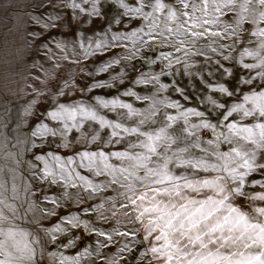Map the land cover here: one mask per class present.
Masks as SVG:
<instances>
[{"label":"snow or ice","instance_id":"snow-or-ice-1","mask_svg":"<svg viewBox=\"0 0 264 264\" xmlns=\"http://www.w3.org/2000/svg\"><path fill=\"white\" fill-rule=\"evenodd\" d=\"M81 2L86 3L87 0H81ZM133 4H137V0H128V2L116 0V6L123 10L117 11V15L129 18L134 15L143 17V20L148 21L149 24L147 35L153 40L159 36L162 37L161 43H163L171 38L175 51L182 52L183 57L170 58V54L162 53L157 59L167 60L169 68L173 63L182 64L184 72L181 75H191L189 72L191 65L186 58H190L191 55H203L199 49L195 53L192 51L196 48L198 41L221 35L220 32L210 31L209 28L219 23L220 17L216 14H223L227 9L236 15V27L226 25V34L234 35L240 25L247 21L251 22L249 27L251 24H264V0H168L167 3L164 0H138L137 6ZM71 7L74 10L85 11V8H82L81 4L76 3L75 0H72ZM146 7H151L152 11H145ZM108 8L115 10V7L110 4ZM156 13H162L163 20ZM91 15L106 16L105 4L99 3V0H91L89 16ZM93 24L95 26V22ZM44 27L55 28L57 25L46 21ZM229 28H232L231 33H228ZM252 35L264 38V27H258ZM119 39H121L119 36L112 37L113 41ZM143 42L141 40V43ZM212 42L214 41L210 39V43ZM108 46L110 45L103 42L97 43L91 52L86 49L84 55L94 54L95 51ZM57 47L62 45L58 43ZM260 47L264 49V39ZM216 51V48H212V52ZM221 55L224 60L232 59L229 55L223 53ZM241 55H253V53L245 50ZM64 59H68V56L65 55ZM152 63H155V60ZM240 63L244 69L249 70V73L256 70V75H249L247 79H242L233 72L232 68L219 65L223 68L222 75L233 77L236 83L224 81L213 85L209 82L207 88L211 89V94L202 99L208 107L202 111L185 107L179 99L172 100L165 107L177 109L178 115L166 113L165 119L169 123L159 128L155 134L141 132L139 127H125L123 123L114 122L99 115V108L110 111L117 108L127 109L128 112L122 115H139L131 104L122 103L118 99L104 100L97 97L95 105L77 103L71 106L62 102L52 104L51 101L48 106H45L35 100L30 101L26 109L28 115H35L30 109L43 108L48 120V123H44V117H36L40 122L31 131L33 137L58 136L57 143L61 147L70 148L73 147L74 142H77L76 133L81 129L83 132L79 142L85 145L97 140L102 143L119 142V139L112 141L111 138H120L123 132L146 137L139 146L147 149L149 153L133 156L126 151L111 152V156L117 159L132 162L128 167L117 170L107 163H104L103 167L96 164L97 159L107 160L103 151H80L79 148H75L74 151L80 156L81 167H88L95 176L105 175V170L111 174L112 178L108 180V183L100 185L94 184L87 176L81 175L70 167L75 162L72 156L62 160L60 156L49 152L48 158L43 155L35 156L36 160L43 163V178L45 180L51 178L50 182L53 184L62 183L65 189L69 187L76 189L75 199L78 202L85 200L82 195L84 192H87L88 198H91L109 185L120 184L121 187L126 188L123 195L128 200V204L121 201L120 206L126 210L131 206V210L125 211L124 215L131 223H138L139 227L131 232L116 231L115 235L121 238L129 235L139 236L141 246H145L144 242H147V250L139 257L142 264H264V206H262L264 205V55L258 57L257 63H243L242 60ZM103 70L106 68L101 69ZM136 82L159 84V77L152 76L151 80L142 79ZM241 84L244 87L239 88L241 95L237 96V89ZM105 86L107 85L99 83L91 85V87ZM89 87L90 85L86 84L82 90ZM168 88V84H159L158 90ZM172 91L179 93L185 100L188 99L182 86H173ZM124 94L134 95L131 90ZM59 95L64 93L61 92ZM49 107L51 110H48ZM181 109L183 110L180 111ZM154 115L155 112L150 114V116ZM150 116L141 119L139 124L143 125ZM237 116L239 121H245V123L237 121ZM190 117L198 118V122L193 123ZM179 119L183 120L179 131L186 134L183 138L186 141L191 138V146L200 149L203 153L195 159H185L184 153L191 155L187 147L179 150L180 155L173 153L176 166L190 171V175L176 174L169 167L173 163V158L167 153L179 137L168 135L167 129ZM52 121L58 123L50 126ZM91 122H95L100 129H111L110 140L105 141L95 128L89 132V127H92ZM200 130H204L203 134L208 137L203 141L205 147L201 146V136L198 134ZM69 133H72L71 138ZM161 140L165 143L162 151L158 152V142ZM223 145H228L227 150H221ZM130 147L135 148L136 145H130ZM153 156L159 157L162 162H154ZM85 161L87 163H84ZM93 164H96L95 168L92 167ZM150 164L154 166H149ZM138 169L143 170V175L137 174ZM117 171L119 176L115 174ZM201 172L208 173V176L200 175ZM130 178L132 183H128ZM137 183L141 185L143 191L136 187ZM2 189L3 185L0 184V190ZM2 197L3 191H0V235L6 238L0 241V255L4 257L0 259V264H25V262L31 264L34 249L28 244L21 247L20 241L16 239L17 235L27 234L18 233L12 227H8L6 232L4 230L9 220L5 209L11 213L12 219L17 218L19 209L7 204ZM62 197L65 200L72 199V194L66 190ZM44 199L53 207L40 209L42 218L47 219L51 216L58 221L45 230L50 242H55L58 234L72 232L74 229L81 233L86 231L96 237H103V240L97 241L102 247L115 242L113 234L95 227V221L91 216L82 218L71 212L58 214L57 209L63 207L60 201L48 196ZM109 208L115 216L114 204L109 205ZM21 209L27 214L33 211L34 205L28 204L27 208L21 205ZM90 210L97 213V219L105 221L110 219L105 215L103 206L92 209V205H88L82 209L84 213ZM36 243L40 241L37 240ZM72 244L74 239H68L65 247ZM126 250L131 251L128 244L119 248L121 254ZM50 255L53 264H80L81 258L90 253L85 248L75 256H64L62 253L54 252ZM92 264L95 262L93 261ZM107 264H121V261L109 258Z\"/></svg>","mask_w":264,"mask_h":264},{"label":"rangeland","instance_id":"rangeland-1","mask_svg":"<svg viewBox=\"0 0 264 264\" xmlns=\"http://www.w3.org/2000/svg\"><path fill=\"white\" fill-rule=\"evenodd\" d=\"M75 2L81 4L85 11L74 10L71 7L72 0H0V169H2L0 171V184L3 185V189L0 191H3L2 198L7 204L19 209L16 219H12L11 213L5 209L9 215V220L4 230L6 232L8 227H12L18 233L27 234L17 235L16 239L20 241L21 247L28 244L34 249L31 264H53L50 253L75 256L85 248L88 249L90 255L81 258L80 264H92L93 261L95 264H107L109 258H116L121 261V264H142L139 257L141 253L147 250V242H144L145 246H141L139 236L129 235L121 238L115 235L116 231L131 232L139 227L138 223H131L124 215L125 211L131 210V206L127 210L120 206L121 201L128 204V200L123 195L126 188L121 187L120 184L109 185L91 198H88V193L84 192L82 195L85 200L78 202L75 199L76 189L70 187L65 189L62 183L53 184L50 182L51 178L47 180L43 178V163L36 160L35 156L43 155L48 158L49 152L60 156L62 160H67L69 156H72L75 162L70 167L81 175L87 176L94 184L105 185L112 178L111 174L105 170V175L95 176L88 167H81L80 156L76 154L74 149L103 151L107 160L97 159L96 164L103 167V164L107 163L119 170L128 167L132 162L126 159H117L111 156V152L126 151L133 156L137 154L148 155L147 149L139 146L146 137L122 132L120 138H111L112 141L119 139V142L102 143L97 140L85 145L79 142L83 132L81 129L80 132L76 133L77 142H74L73 147L64 148L57 143L58 136L33 137L31 135V131L40 122L36 119L37 116L44 117V123H48V120L44 115L43 108L30 109L35 115L29 116L26 112L29 102L35 100L45 106H48L50 101L52 104L62 102L71 106L77 103L95 105L97 97L104 100L118 99L122 103L131 104L139 115H122L126 114L128 110L120 108L114 111L99 108V115L104 116L105 119L123 123L125 127H139L141 132L155 134L159 128L165 127L169 123L165 119L166 113L173 116L178 115L177 109L165 107L172 100L179 99L185 107H193L202 111L208 107L205 102H202V99L211 94V89L207 88L209 82L213 85L224 81L236 83L233 77L222 75L223 68L219 65L232 68L233 72L241 76L242 79H247L249 75H256V70L249 73V70L242 67L240 61L257 63L258 57L264 55V49L260 47L264 38L252 35V32L257 31L258 27H264V24H251L249 27L251 22L247 21L240 25L234 35L226 34L225 26L231 25L232 28H235L237 17L227 9L224 10L223 14H216L220 17L219 23L211 25L209 28L210 31H218L221 35L214 38L206 37L198 41L196 48H193L192 51L195 53L199 49L203 55H191L190 58H186L188 64L191 65L189 69L191 75H181L184 72L182 64L173 63L172 67L169 68L167 60L157 58L162 53L170 54V58L183 57V53L175 51L171 38L161 43L162 37L156 36L153 40L151 36L147 35L149 24L148 21L143 20V17L135 15L131 18L118 16L117 11L122 12L123 10L116 6V0H99V3L105 4L106 16H89L91 0H87L86 3H82L81 0H75ZM164 2L167 3L168 0H164ZM109 4L113 5L115 10L108 8ZM137 4H133V6H137ZM144 10L152 11L151 7H146ZM156 15L163 20L162 13H156ZM49 16L59 17V19H54L56 25L67 22L71 34L78 41L80 50L78 70L73 77L64 83L46 90L30 91L26 80L29 73L37 68V54L43 50V45H40L41 43L37 38L45 33L47 36L48 28H45L44 24L48 21ZM109 21L111 22L109 23ZM93 22H95V26ZM160 28H163L162 23ZM232 28L228 29V33L232 32ZM113 36H119L121 39L113 41ZM210 39L214 42L210 43ZM141 40L144 42L141 43ZM101 42L110 46L95 51L94 54L84 55L86 49L91 52L95 45ZM212 48H216L217 51L212 52ZM245 50L252 52L253 55L242 56L241 54ZM221 53L229 55L232 59L224 60ZM153 60L155 63H152ZM102 68H106V70L101 71ZM152 76H158L159 84H168L169 88L158 90V83L136 82L142 79L151 80ZM97 83L107 86L91 87ZM86 84L90 87L82 90ZM173 86H182L188 99L185 100L179 93L173 92ZM242 87H244L242 84L238 86L237 96L241 95L239 88ZM129 90L134 95L124 94ZM61 92L64 95H59ZM48 110H51V107ZM152 112H155L154 116H150ZM149 116L150 118L143 125L139 124L141 119ZM190 120L193 123L198 122L196 117H190ZM237 121H239V116H237ZM239 122L245 123V121ZM57 123V121H52L50 126ZM91 124L92 127H89V132L95 128L105 141L110 140L111 129H100L95 122H91ZM182 125L183 120L179 119L167 129L168 135L179 137L167 155L173 158V163L169 167L176 174L190 175V171L176 166L173 153L180 155L179 150L185 147L191 153V155L184 153L185 159H195L203 153L200 149L191 146V138L187 141L183 138L186 134L179 131ZM203 133L204 130H200L198 134L201 136V146L205 147L203 141L207 140L208 137ZM68 135L71 138L72 133ZM164 143V140L158 142V152L162 151ZM130 145H136V147L133 148ZM227 148L228 145H223L221 150H227ZM152 159L156 163L162 162L156 156H153ZM96 164H93L92 167L95 168ZM149 166H154V164ZM115 174L120 175L119 171ZM137 174L143 175V170L138 169ZM200 175L207 177L208 173L201 172ZM132 182V178H130L128 183ZM136 187L143 191L139 183L136 184ZM66 190L72 194V199H63L62 194ZM45 196L54 197L60 201L63 207L57 209L58 214L71 212L82 218L91 216L95 221V227L113 234L115 242H110L107 247H102L97 241L103 240V237H96L86 231L81 233L75 229L72 232L58 234L57 240L50 242L45 230L58 221L51 216L47 219L42 218L40 209L53 207L49 201L44 199ZM28 204L34 205V209L25 214L21 205L27 208ZM112 204L115 206V216L112 215V210L109 208V205ZM88 205H92V209L103 206L105 215L110 219L107 221L97 219V213L92 210L84 213L82 209ZM73 232L75 233L74 237ZM5 239V236L0 235V241ZM68 239H74V244L65 247ZM37 240L40 243H36ZM125 244H128L131 251L126 250L121 254L119 248ZM0 259H4V257L0 255ZM25 264H30V262H25Z\"/></svg>","mask_w":264,"mask_h":264},{"label":"crops","instance_id":"crops-1","mask_svg":"<svg viewBox=\"0 0 264 264\" xmlns=\"http://www.w3.org/2000/svg\"><path fill=\"white\" fill-rule=\"evenodd\" d=\"M48 21L55 22L49 16ZM69 25L59 23L55 28H48V34L41 35L38 41L43 45V50L37 54L36 69L29 73L27 87L30 91L46 90L66 82L73 77L79 66L80 50L78 41L71 34ZM62 47H57V44ZM67 55L68 59H64Z\"/></svg>","mask_w":264,"mask_h":264}]
</instances>
